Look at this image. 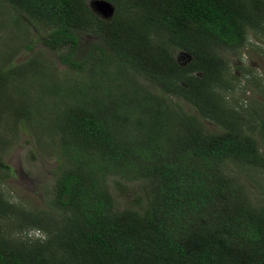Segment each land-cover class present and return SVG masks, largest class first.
<instances>
[{
  "label": "trees",
  "instance_id": "trees-1",
  "mask_svg": "<svg viewBox=\"0 0 264 264\" xmlns=\"http://www.w3.org/2000/svg\"><path fill=\"white\" fill-rule=\"evenodd\" d=\"M101 1L113 6L109 17L87 0H0V11L35 31L34 46L64 50L61 63L90 78L73 87L82 101L54 124L51 207L61 219L22 214L0 197V219L15 215L44 235L6 239L0 229V264H264V200L247 196L259 186L252 172L264 171L254 136L264 122L245 132L218 95L219 52L241 47L246 30L264 22V0ZM34 61L0 72V81ZM128 72L141 83L123 81ZM107 176L146 181L144 207L118 209Z\"/></svg>",
  "mask_w": 264,
  "mask_h": 264
},
{
  "label": "rangeland",
  "instance_id": "rangeland-1",
  "mask_svg": "<svg viewBox=\"0 0 264 264\" xmlns=\"http://www.w3.org/2000/svg\"><path fill=\"white\" fill-rule=\"evenodd\" d=\"M87 4L101 17H109L114 11L112 5L101 0H87ZM40 31L42 34L46 32L44 28ZM35 37L36 33L30 26L21 20L16 22L12 12L2 8L0 72L23 66L31 57L35 66L25 69L24 74H3L4 79L0 81V197L22 214L47 216L56 224L61 218L52 209L51 200L54 170L59 161L57 156L60 157V135L54 124L60 122V114L68 105L82 101L73 87L81 82L84 85L90 78L87 73L69 70L61 63L59 56L65 53L64 50L52 51L39 43L34 46L32 41ZM84 40L81 49L91 39ZM30 45L33 46L28 49ZM219 56L225 65L218 86L220 101L225 109H232L242 116L245 132H249L257 120L264 122V22L246 30L241 47L221 50ZM173 57L178 63L188 60L187 55L181 52H173ZM107 70L115 74L114 68ZM123 81L141 83L130 72L124 75ZM98 91L89 90L86 99ZM172 103L186 113L193 112L178 98L172 97ZM201 124L205 132L217 129L205 120H201ZM254 136L264 156V129L260 136L257 133ZM252 173L259 186L257 190L252 189L254 194L247 189V196L254 201V195L259 194L263 201L264 171L256 169ZM105 184L118 209L140 211L144 207L148 189L146 181L107 176ZM19 220L15 215L0 219L1 233L6 239L11 236L31 242L44 239L41 229L31 228L27 222ZM37 231L40 236L36 235Z\"/></svg>",
  "mask_w": 264,
  "mask_h": 264
},
{
  "label": "clouds",
  "instance_id": "clouds-1",
  "mask_svg": "<svg viewBox=\"0 0 264 264\" xmlns=\"http://www.w3.org/2000/svg\"><path fill=\"white\" fill-rule=\"evenodd\" d=\"M36 235H37V236H40V233L37 231Z\"/></svg>",
  "mask_w": 264,
  "mask_h": 264
}]
</instances>
